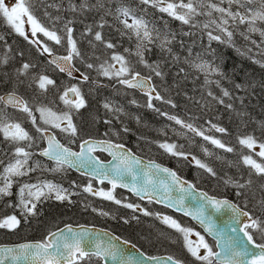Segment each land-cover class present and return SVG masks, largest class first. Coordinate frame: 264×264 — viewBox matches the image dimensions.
I'll list each match as a JSON object with an SVG mask.
<instances>
[{
	"label": "trees",
	"instance_id": "1",
	"mask_svg": "<svg viewBox=\"0 0 264 264\" xmlns=\"http://www.w3.org/2000/svg\"><path fill=\"white\" fill-rule=\"evenodd\" d=\"M39 1L44 4V9L39 8V5L31 2V0H25V6L28 7L31 15L38 20L41 25L49 30L56 31L57 34L62 37L61 44H55L54 41L48 40L41 34V43L46 44L52 51L58 54H67L66 49L68 45L66 33L64 31V27L67 24L68 27L73 29L72 37L76 41V46L80 53L87 54L85 49H88V62L93 64L94 67L89 69L84 65L82 68L80 66L81 59L77 67L79 70L82 69V71H80L89 77L96 73L99 66L109 58V55H107L108 53H116L119 49L117 45L119 39H128V35H122V32H126L127 30L123 28L120 20L117 19L119 16L118 9L123 7L130 8L135 15L142 16L146 21H151L149 23L151 26L149 27L155 28L160 34H165L164 37L155 41L154 44L160 43L161 40L167 37L170 43L165 47H171L172 51L171 54H168L159 46H153V44H151L152 50L146 52V60L148 63L159 64V70L163 73L162 77H157L155 75L152 77L162 97L166 99V101L170 100L172 102L169 105L171 110L173 107L172 104L175 105L173 108L178 117L184 116V118L188 120L185 122L197 126L198 129L202 130V122L207 125L214 124L226 129L222 134L225 136L224 143H226L228 147H232V152L234 153L225 155V152H223L220 161H217L216 156L213 154L208 157L207 162L215 167L213 170L215 172L217 171V174L220 175L221 178H216L206 173L202 175V169L195 167L193 162H191V156H195L202 161V137L196 136L194 133L182 128L175 122L171 123L173 127L171 130V126L163 128V125L157 122L151 123L149 116L145 117L141 112H133L135 109L142 112L150 110L151 108L147 107L148 98L138 92H133L134 97L132 99H126L127 101L125 102L123 101L124 91H128L129 89L120 84L111 94L112 97L106 99V103L111 105L112 110L105 109V103L103 104L100 102L102 96H107L106 91H102L100 96L93 97L91 101L89 100V102H87V106L76 117L75 123L78 128V141L85 137L103 138L111 136L118 138L127 143L142 156L157 159L158 161L164 162L167 166L177 169L180 174H183L186 178L197 182L200 188H202L203 184V188L209 190L204 186L206 185L218 193L233 194V190L229 192L222 188L225 185V180L231 179L241 183L239 178L240 175H243L244 183L250 178V168L243 164L242 157L251 155V152L248 148L241 147L238 141L240 138L251 135L257 140L258 144L264 143V67L261 66L264 64V58L260 57L262 55L251 43L252 40L248 41L236 35L233 31L235 26H230V30L234 32L230 44L212 41L209 46L208 37L206 35L207 30H203L201 26V23L203 25V23L206 22L204 15L195 18L199 26L193 28L190 25L182 24V22L173 19L166 13L160 11L152 12V8L148 5L141 4L140 0H131L134 1L131 3L121 1L118 5H115L114 0ZM213 1L220 2V0ZM101 22L104 24L102 28L99 26ZM260 26L264 30V24H260ZM89 29H91V31H89ZM193 31L197 32L196 35H198V41H196L200 42L202 38L203 48L211 52L215 57L214 59H217V61L221 63L223 75L226 73V75L233 78L234 81L224 82L221 76H217L215 83L208 78V82L206 83V77L202 80V76H204L202 72L195 73L192 70L185 72L184 56L186 55V50L189 44L193 49L195 47V37L191 36L195 33ZM96 32L101 33L103 41L111 42L116 45V47L108 49L105 47L104 43L96 41ZM0 37H2V39H0V96L11 91L18 93L25 99L27 98L28 102L34 99L38 101V104H44V107L54 106L57 103V99H60L61 93L66 86V83H63L65 82L64 75L59 73L57 69L51 65L47 55L41 54L37 45L32 46L29 40H26L25 43L22 36L15 31L14 27L7 22V19L3 17L2 14H0ZM132 43L134 44V41H132ZM123 45L121 46V55H123L122 53L125 52V49H135L130 43L128 46L127 43ZM32 47H35L33 53L37 49V54H33L31 58H26L30 55ZM236 48H240L243 54L235 50ZM249 49H251V51H249ZM5 59L7 61L6 63L3 62ZM134 61L139 67L140 64L137 63V58L134 59ZM208 62L212 63L211 60ZM25 63L29 64L30 67L26 72L21 73L19 70ZM181 69L184 71L181 72ZM141 74L149 75V69L142 67ZM42 76H46L53 81L58 80L59 83L55 86L56 88L51 87L48 92L41 90L39 81ZM202 82L208 85L219 84L220 82V86L215 88V92L212 93L213 96H217V98L221 99L225 98V96H223V89L228 85H242L240 89L244 92L243 102L246 105H238V108L233 106L228 107L227 105V107L220 108L215 105V100L209 99V95H207L202 104V99L199 100L198 95L200 91L197 92L196 90L197 87L202 85ZM61 84L63 85L59 88L61 90H59L57 86ZM258 88L260 89V95L258 94L259 96L257 97V102L259 103L252 101L248 105L246 100L253 97ZM105 90L108 89L106 88ZM121 98L123 100H121ZM133 100L136 101L135 104L132 103ZM116 101L120 102L123 112L116 105ZM152 103L154 106L160 104L158 100L152 101ZM29 104L33 106L30 102ZM218 106H220V104ZM39 108L43 107L41 106ZM0 109H3V105H0ZM159 109L160 113L164 111L162 108ZM4 111L10 121L19 122L22 127L26 128L30 135L33 136L34 130L32 126H30V119L26 114L8 108L4 109ZM185 115L192 120L185 117ZM106 120L111 121V123H105ZM113 127H115V129ZM124 128H127L128 131H123ZM110 129L111 131H109ZM106 132L108 136L104 135ZM114 133H118V135ZM1 134L2 133H0V148H5L14 152L15 145L6 141ZM165 142L176 144L179 150L190 153L189 159L185 160L165 152L159 147V144ZM40 143L42 144L43 142ZM22 146L26 147L27 142H24ZM2 157L0 159H2L4 163L0 164V173L3 172V167L12 159V157H5V159ZM255 157L258 156L254 153L252 158L255 159ZM36 162H39L40 167H36ZM29 165L36 167V170L31 172L34 176L31 178L26 176L14 178L15 182L12 187L14 191H19V188L24 183L31 184L33 182L51 181L58 185H62L65 189L75 194L71 199V203L65 200L62 203H51L42 207L39 210L40 214L35 218H31L29 222L23 223V227L17 233L10 234L1 231L0 243L39 239L57 226L66 223H83L97 225L110 229L119 235L122 234L125 238L136 243L149 254H152V252L158 255L174 254L176 257H179V259H183V261L187 259L182 258V256H187V254L182 246L181 239L170 230L166 229L156 219H145V216L139 215L131 210L128 211L123 205H117L113 201L84 192L83 188L88 184V179L70 171H50V169L54 167L37 157L36 152L29 160ZM236 172H238V174ZM205 176L213 180L206 181ZM252 176L257 183L253 180L254 187H251V199L248 205L257 209L255 206L256 198L259 197L261 199L264 197V191L260 189V185L264 184V177L256 176L254 173ZM216 183H218L219 186L215 185ZM0 186H2V182H0ZM118 197L124 198L119 195ZM15 203L16 201L13 197H0V211L3 208L10 210L11 208L16 209ZM93 209H96V211H93ZM101 212H107L108 215H101ZM4 217L7 216L0 213V219ZM125 220L128 222L125 223ZM39 221L42 225L39 229L45 228L44 233L38 237H33L32 234L36 233L38 229L33 226ZM193 260L185 262L187 264H202V262H197L194 258ZM91 264L102 263L100 260L97 261L96 258H93Z\"/></svg>",
	"mask_w": 264,
	"mask_h": 264
},
{
	"label": "snow or ice",
	"instance_id": "2",
	"mask_svg": "<svg viewBox=\"0 0 264 264\" xmlns=\"http://www.w3.org/2000/svg\"><path fill=\"white\" fill-rule=\"evenodd\" d=\"M225 0H220V3H215L213 0H140L143 5H150L153 8H157L160 12L166 13L168 16L175 20L182 22L184 25H190L195 28L198 27V23L195 21L197 16H207L210 19L204 22L202 25L203 30L206 31L208 37L209 46L212 41H218L220 43L232 42L234 32L230 30V21L233 26L247 25V33L259 32L262 40L260 44H257L255 40L251 43L257 48L264 46V30L257 28V21L264 22V0H259V10H253L247 5H252L256 0H227L228 8L221 7ZM235 4L238 6V10L232 11L231 6ZM102 7V5H101ZM205 9H207L205 11ZM239 9H245L241 12ZM74 10V9H73ZM120 23L123 28L127 30L122 32V35H128L129 40L135 38V56L137 57V63L143 65L149 69V75H141V72L126 59L124 55L113 52L109 60H105L97 69L100 75L108 77L109 79H115L120 85H123L130 89H138L147 96V107L154 108L153 100H161L164 98L157 91L155 85L152 84L153 75L162 77L163 73L159 70V64H149L144 58L145 53L150 51L149 45L154 43L153 33L156 32L155 39H159V32L155 28L149 27V22L142 16L135 15L130 8L123 7L117 10ZM213 13H218V18H212ZM0 14L7 19V22L12 25L15 31L24 36L26 40L29 39L28 35L22 30L21 24L24 21L21 19L23 16H27V22L31 25V35L36 37L37 33H42L48 40L54 41L55 44H61L62 37L54 30H49L36 20L29 12L28 7L25 6V0H16L14 7L5 6L4 0H0ZM123 17V19H120ZM58 19V18H57ZM19 21L20 23H16ZM131 21V22H129ZM70 23V22H69ZM101 28L104 26L103 22L99 25ZM67 40V55L53 58L50 63L55 64L60 72H67L69 76L73 75V71H79L74 69L72 61L74 58L81 57V53L76 46V41L72 37L73 29L66 24L64 27ZM91 31V29H89ZM218 33V34H216ZM244 38L250 39L245 33H241ZM2 39V37H0ZM95 40L104 43L108 49L116 47L111 42L103 41L100 32L95 33ZM29 43H34L38 46V50L41 54L47 53L52 56V49L46 44H42L39 40H29ZM170 41L165 37L160 41L159 47L164 50L165 46ZM170 51V49H168ZM251 51V49H249ZM125 52H131L130 49H125ZM6 63V59L3 61ZM260 63L259 61H256ZM119 65V67H117ZM195 69L207 74L209 72L219 73L218 68H212L209 64L201 62L199 64L192 65ZM264 67V64L261 65ZM30 65L25 63L19 70L21 73L26 72ZM93 64L88 63L87 68L92 69ZM181 72L184 70L181 69ZM223 75V73H220ZM83 80L87 81L88 76L81 74ZM206 78V83H207ZM55 82L46 76L40 77L39 86L41 89H45L46 85H52ZM218 83V82H217ZM236 88H241L242 85H235ZM69 93L73 94L75 99H67ZM209 96H213L212 92L208 93ZM223 96L228 97L230 93L227 90H223ZM213 99H217L213 96ZM61 100L65 105L69 106V112L57 115L50 109L38 108L40 112V119L44 125H50L51 128L59 129L62 132L68 133L70 136H77V128L72 121L71 111H79L80 108L85 106V101L80 93V89L73 86L68 88ZM171 104L170 100L164 101ZM219 103H224L222 99H219ZM133 104L136 101H132ZM0 105H3V109H0V133L3 134L4 139L10 144L15 145L14 152L12 153V159L3 167V172L0 173V197L10 196L11 188L15 182L14 178L23 177L28 173L36 170V167H40L39 162H36V167L29 165V160L32 158L33 153L27 150L32 147L33 137L21 126L19 122H12L8 119L4 109L11 107L16 109L31 119L36 131L40 133L41 139H46L48 147L44 148L39 154L48 160L54 162L55 167L50 171H63L66 169H83L85 172L93 178L99 177L100 183L105 180L111 184V189L108 191L98 190L94 191L91 182H89L83 191L95 196L102 197L103 199L113 201L117 205L123 204L120 199L114 196V190L117 187L127 188L135 195L144 199L145 196L151 202L154 194L159 189H163L165 193H169L173 189L182 193V195L173 202L171 196H168L169 206H173L183 211L185 215L193 216L198 219L200 224L204 226L205 230L220 238L217 239V246H221V240L225 233L217 228L216 223L213 220L212 215L208 212L209 209L214 212H220L222 209H229L231 216L229 217L231 223L226 227L235 234L237 231L242 233L243 240L235 235L228 236L227 239H223L222 252H216L207 242L204 237L199 233L196 235L199 237V244L193 247L188 240V236L191 233V229L182 227L175 219L169 216H161L156 214L158 219H161L164 224L177 230L184 235L186 247L189 253L196 260L201 261L202 264H264V242H257L259 240L264 241V197L256 201V207L260 211V215H253L249 211H245L248 206V191L251 190L253 180L252 174L256 176L264 177V143H257V140L249 135L239 139V144L247 147L249 150H254L259 147V151L255 153L258 157L262 158V162L252 158V155H245L242 157L243 164L249 166V179L244 183L239 181H233L231 179L225 180V185H231L236 189L235 196L237 198L244 199V207L233 203L228 199H217L215 196H209L208 193L197 189L196 185L183 180L177 175L175 171L162 167L155 163V161H149L147 165H143L139 157H137L131 149H127L124 144L116 143L111 139H84L79 145V151H73L71 148L64 146L58 140H56L54 134H48L49 129L47 127H41L37 125V118L33 115V110L29 106V103L18 96L15 92L8 93L0 96ZM175 107L174 104H172ZM231 107V105H228ZM105 109L112 110L111 105L104 104ZM159 112V109H155ZM118 111V110H117ZM167 116L169 120L174 121L177 125L185 128L196 136L202 137L205 141H209L217 148L224 149L226 152H232L233 148L226 146L221 140L205 135V132L198 129L191 123L179 119L174 115H168L167 113H160ZM105 123L110 124L111 121L106 120ZM63 125V126H62ZM217 132L224 133L226 129L212 125ZM111 131V129L109 130ZM123 131L127 132L128 129L124 128ZM118 135V133H114ZM108 136L106 132L104 134ZM24 142H27V148L22 146ZM74 142V141H73ZM159 147L164 149L168 154L181 157L185 160L189 159L190 153H185L178 149L176 144L161 143ZM182 147V146H180ZM106 152L111 156V160L105 163L98 156L94 155L96 152ZM205 153L208 150L204 149ZM191 162L203 169L205 172L215 177L216 172L207 163L202 162L195 156H191ZM3 160H0V164H3ZM166 174L167 179H161L159 174ZM130 178L131 183H125V179ZM186 185V186H185ZM260 189L264 191V184L260 185ZM75 193L65 189L62 185L55 184L51 181H41L35 184L24 183L19 188V203L16 207L20 208L21 215L27 219L29 216H37L40 213L37 209V204L43 203L48 199H55L56 201L63 202L68 200L71 203V195ZM186 197H192L197 200V206L195 211H190L185 206ZM159 202V201H158ZM11 206V205H10ZM124 207L136 211L139 209V205L132 203L123 204ZM96 211V209H93ZM143 211L144 215H151L147 210ZM101 215L107 216V212H101ZM242 218H246V222L242 221ZM125 223L128 221L125 220ZM243 225L237 228L236 225ZM20 225V219L16 215H10L0 219V229L14 230ZM83 229V226H81ZM124 243H128L125 241ZM251 246V247H249ZM134 247V246H133ZM203 248L206 253L201 255L199 249ZM258 249V251H254ZM121 258V264H130V260L124 258L122 250L118 249L115 244L109 242L106 245L96 241L92 238L87 229L76 232L68 225L65 229H59L57 232H50L49 235L43 240L35 243H23L15 247H5L0 249V264H4L5 260L9 258L13 262H21L24 264H91L92 259L95 257L97 261L110 257L116 260L117 257ZM150 259L156 260L157 257H150ZM167 260L171 264H183L179 259L172 256H168Z\"/></svg>",
	"mask_w": 264,
	"mask_h": 264
},
{
	"label": "bare ground",
	"instance_id": "3",
	"mask_svg": "<svg viewBox=\"0 0 264 264\" xmlns=\"http://www.w3.org/2000/svg\"><path fill=\"white\" fill-rule=\"evenodd\" d=\"M115 1V5H118L121 1H123V2H125V3H128V2H134V1H131V0H114ZM31 2H33V3H37L38 5H39V8H41V9H44V4L41 2V1H39V0H31ZM213 2H215V3H220V2H217V1H213ZM225 3V2H224ZM223 3V4H224ZM223 4H220V6L221 5H223ZM148 6H150V5H148ZM151 7V6H150ZM238 6H233L232 5V11H236V10H238V8H237ZM250 7H252V5L250 6ZM152 8V12H158L159 10L157 9V8H153V7H151ZM114 13V12H113ZM121 18V17H120ZM116 19V18H115ZM116 21V20H115ZM149 23L151 22V21H148ZM260 24H264V22H257L256 23V25H257V27H260ZM149 26H151L150 24H149ZM201 26H202V23H201ZM236 27V26H235ZM234 27V28H235ZM239 27V30L242 28L240 25L238 26ZM151 28V27H150ZM262 28V27H261ZM236 30H234L233 29V31H236L237 32V29L238 28H235ZM122 30V29H121ZM263 30V29H262ZM121 32V31H120ZM193 32H195V31H193ZM196 33L197 32H195L194 34H192L191 36H194L195 37V47H194V49L190 46V44H189V47L187 48V50H186V55L184 56V60H185V63H184V69H185V72H187L188 70H192V71H194L195 73H198V72H201V71H199V70H197V69H191L188 65H187V62H191V63H193V64H196V60H195V58H196V56L197 55H200V56H202V62H205V63H207V64H209L212 68H217V64H218V61H217V59H214L215 57H214V55L211 53V52H208V51H206L204 48H203V46L204 45H202V38L200 39V42H197L198 40V38H197V36L198 35H196ZM189 34V33H188ZM165 36V34L164 33H159V39H155V37H156V32H154L153 33V37H154V42L155 41H158V40H160V38H162V37H164ZM239 36H241V37H243V39H244V36L243 35H241V34H239ZM22 39L24 40V42L26 43V39L24 38V36H22ZM197 40V41H196ZM248 41H250V40H255L256 42H257V44H260V42H261V40H262V38L258 35V33H254L253 34V37H252V39H247ZM132 41H134V44H135V38L133 37V39H132ZM132 41L131 40H129V38L126 40V39H119V43H117V45L119 46V49L116 51V53H118V54H120L121 53V51H122V49H121V46L124 44V43H127V46L129 45V43L132 45V47L133 48H135V45L132 43ZM247 41V42H248ZM159 44L160 43H153V46H155V45H157V46H159ZM32 46H35L36 44H34V43H32L31 44ZM124 46V45H123ZM255 46V45H254ZM125 47V46H124ZM263 47V46H262ZM262 47L261 48H257L256 46H255V48L258 50V52H260L261 53V55L262 56H260V57H263L264 58V53L262 52ZM149 48H150V50H152V45H149ZM179 48H181V47H179ZM125 49V48H124ZM168 49H170V51H168ZM35 50V47L33 48L32 47V50L30 51V55L29 56H27L26 58H31V57H33V54L34 55H36L37 54V49H36V51L33 53V51ZM235 50H237V51H239V52H241L242 54H243V52L240 50V48H236ZM164 51L165 52H167L168 54H171L172 53V51H171V47H165L164 48ZM85 52L88 54V49H85ZM148 52V51H147ZM135 49H133V50H131V52H124V53H122L125 57H126V59L130 62V63H132V65L136 68V70H138V71H140L141 72V68L142 67H144L143 65H140L139 67L137 66V64L135 63V61H134V59H136L137 57L135 56ZM214 53V52H213ZM87 54H84V53H81V57H79V58H74L73 59V61H72V64L74 65V67L76 68V69H78L79 70V68L77 67V66H79V64H78V62L80 61V59H81V63H80V66L83 68V66L85 65L86 67H87V64L89 63L88 62V56H87ZM111 54L112 53H108L107 55H109V58L107 59V60H109L110 61V57H111ZM65 55H67V54H65ZM65 55H63V56H65ZM144 58L146 59V53H145V56H144ZM212 61V63H210V62H208V61H210V60ZM206 60V61H205ZM111 62V61H110ZM81 71H82V69H80ZM79 70V71H80ZM59 73H61L62 75H64V77H65V82H63V83H66V86L64 87V89H63V91H65L66 89H68V88H70V87H73V86H75V87H77V88H79L80 89V93H81V95L82 96H84V101L85 102H89V100L91 101L92 100V98L93 97H98V96H100L101 94H102V91H106L107 93V96H102L101 97V99H100V102L101 103H106L107 101H106V99H110L111 97H112V93L116 90V88L119 86V84L116 82V80H112V79H109V78H107V77H104L103 75H100L99 74V72L97 71L96 73H94V74H92V75H90V79L88 78V80L87 81H85V80H83V78L80 80V82H78L77 80H76V78H73V77H68V76H66L64 73H62V72H59ZM203 74H204V76H202V80L206 77V74L204 73V72H202ZM214 73L215 72H209L208 74H207V77H210V76H212L211 78L212 79H216V76L214 75ZM141 75H144V76H146L145 74H141ZM230 77V76H229ZM55 83H54V85L52 84V85H46L45 86V89H41V90H43V91H46V92H48L49 91V89L51 88V87H55L56 85H57V83H59L58 82V80L57 81H54ZM152 82H154L153 81V79H152ZM63 84H61L60 86H57L58 87V89L62 86ZM155 87L157 88V91L160 93V91H159V89H158V87H157V85H156V83H155ZM56 88V87H55ZM108 89V90H105V89ZM207 89H212L213 90V92H215L214 91V89L215 88H207ZM59 90H61V89H59ZM130 90V91H129ZM128 91L127 90H125L124 91V100L121 98V100H123V101H127L126 99H132L133 97H134V93L133 92H137V91H135V90H132V89H129ZM196 90H197V92L198 91H200V93L198 92V95H199V100L200 99H202V96H203V91H202V88H199V87H197L196 88ZM259 88H258V90H256L255 91V96L256 97H258V94H259ZM62 91V92H63ZM228 92L230 93V96H228V97H225L224 99H222L223 101H224V103H218L216 106L217 107H220V108H222V107H227V105H231V106H233V107H236V108H238V105H246L244 102H243V94H244V92L239 88H236L235 87V84L233 85V87L231 88V90L229 91L228 90ZM8 93H11V91H9V92H6V93H4V94H2L1 96H3V95H6V94H8ZM16 93V92H15ZM17 95H18V93H16ZM160 95H161V93H160ZM162 96V95H161ZM216 97V96H215ZM209 99H213V96H211ZM26 101L28 102V99L26 98ZM164 101H166V99H164L163 101H159L160 102V104H158V106H154V108H151L150 110H148V111H144V112H142V111H140L141 113H143L144 114V116L146 117V116H149L150 117V120H152L153 121V123L154 122H157L158 124H161V125H163V128H168L169 126H171V123H172V120H169L168 118H167V116H164V115H161L160 114V112H157L155 109H159V108H162V109H164V111L162 112V113H167L168 115H174V116H176V117H178V115L176 114V112H174V108L172 107V110L170 109V107H169V105L170 104H168V103H165ZM253 100H252V97L250 98V99H248V100H246V102H247V104L249 105L251 102H252ZM255 102H257L256 100H254ZM30 103H31V105H33V106H30V104H29V106L32 108V110H33V115H35L36 116V118H37V125H42V126H46V125H44L42 122H40V119H38L40 116H39V111H37V109L39 108V107H43V108H47V107H44L45 105L44 104H38V101L37 100H32L31 99V101H29ZM28 102V103H29ZM119 105H120V102L119 101H116ZM257 103H259V102H257ZM36 104H38V105H36ZM220 104V106H218ZM36 106H38V108H36ZM55 106V109H61V108H63V106H62V102H61V99H57V103L54 105ZM62 106V107H61ZM9 109V108H8ZM120 110L123 112V109H121V106H120ZM160 110V109H159ZM153 116H155L156 118H153ZM185 117H188V116H186L185 115ZM179 119H181V120H183V121H188V120H186L185 118H184V116H182V117H178ZM30 119V118H29ZM190 119V118H189ZM190 120H192V119H190ZM194 121V120H193ZM30 126H32V128H33V130H34V133H33V142H32V147L31 148H27V146H26V148H27V150L28 151H30L31 153H35L36 151H38L39 150V145L41 144L40 142H43L44 141V139H41L40 138V133H36L35 132V127L33 126V124H32V122H31V119H30ZM114 129H115V127H113ZM171 130H172V126H171ZM2 136H3V134H1ZM4 137V136H3ZM7 141V140H6ZM68 142L69 143H73L71 140H69V139H67L66 140V143L68 144ZM70 145V144H69ZM259 149V148H258ZM12 153H13V151H10V150H7V149H5V148H0V158L2 157V156H4V157H2L3 159H5V157H9V158H11L12 157ZM0 160H2V159H0ZM34 176V174H32L31 172L30 173H28V175H26V177H28V178H31V177H33ZM216 178H221V176L220 175H218L217 174V171H216V176H215ZM240 180H241V183H243V180H244V176L243 175H240V178H239ZM251 179L252 180H254L256 183H257V181L254 179V177L253 176H251ZM248 180V179H247ZM254 181H253V183H254ZM33 184H35V182L33 183ZM13 185H14V183H13ZM251 187H254V185L252 184V186ZM235 191H236V189L235 188H233V194H234V196H235ZM251 191L252 190H250V191H248V202H250V196H251ZM11 195H14V196H16V192H14V190L11 188ZM232 194V195H233ZM236 197V196H235ZM259 198V197H258ZM238 200L240 201V202H243L244 200H243V198H238ZM252 203V202H251ZM253 204V203H252ZM251 204V205H252ZM86 206V205H85ZM253 208V207H252ZM5 208H3L1 211H0V213H2L4 216H10V215H13L14 213H15V215L18 217V218H22V222L23 223H25V222H29L30 221V219L29 218H27V219H25V218H23V216L21 215V212H16V209H12L11 208V210L10 209H5ZM83 224V223H82ZM79 225H81V224H79ZM61 226V225H60ZM60 226H57V227H55V228H53V230L54 229H57V228H59ZM26 227H27V225H26ZM33 227H37L38 229H37V231H36V233H34V234H32V236L33 237H38V236H40V235H42L43 233H44V230H45V228H43V229H39V228H41L42 227V225H41V222L39 221V222H37ZM30 234H31V232H30ZM120 236H122V237H124V235H122V234H120ZM148 255H152V256H154V255H156V253L155 252H152V254H149V253H147Z\"/></svg>",
	"mask_w": 264,
	"mask_h": 264
},
{
	"label": "water",
	"instance_id": "4",
	"mask_svg": "<svg viewBox=\"0 0 264 264\" xmlns=\"http://www.w3.org/2000/svg\"><path fill=\"white\" fill-rule=\"evenodd\" d=\"M55 57H61V56H58V55L51 56L50 57V61L53 58H55ZM53 65L55 66V64H53ZM73 67H74V65H73ZM74 69H76V68L74 67ZM62 73H64L68 77H73V78L80 79V80L82 79L81 73L79 71H73V75L72 76H69L67 74V72H62ZM140 92H142V91H140ZM48 134H53V133L48 132L45 135H48ZM56 140H57V138H56ZM47 147H48V142L46 140V148ZM104 153H106V152H104ZM94 155H95V153H94ZM110 158H111V156H110ZM139 158L141 159L143 165H147L148 164V161L142 159L141 157H139ZM46 159H48V158H46ZM105 163H107V162H105ZM162 167H164V166H162ZM72 170L75 171V172H77L78 174H80L82 176H86V177L92 178V179L96 180L98 183H100V178L99 177L93 178L92 176L88 175L85 172V170H83V169H72ZM159 176H160L161 179H167L166 174H164V173H160ZM124 182L125 183H131V180H130V178H126ZM103 183L109 184L107 180H105ZM109 185L111 187V184H109ZM117 188L123 189V190H127L131 194H133L134 196L140 198L139 196L135 195L132 191H130L127 188H122V187H117ZM181 195H182V193H180L179 191H177L175 189H173L169 193H165L163 189H159L158 191L155 192V194H154V196H153V198H152L151 201H154L155 203L160 204V205H163L165 207L172 208L175 211H178V212H181V213L184 214V212L181 211V210H179L178 208L173 207V206H169V200H168V196H171V198H172V200L174 202L176 200V198L180 197ZM142 200L149 201V199L146 196ZM185 206L188 207V209L190 211H193L194 212L195 211V208L197 206V200L194 199V198H192V197H186V199H185ZM208 212L212 215L213 220L216 223L217 228L220 229L223 233H225L223 239H227V237L228 236H231V235H235V236L239 237L241 240L244 239L242 233H239V231H237V233L233 234L226 227L227 224H230L231 223V221L229 219V217L231 216V211L229 209H222L218 213L217 212H214L211 209H209ZM186 216L192 218L201 228H203V230L206 232V234H208L215 241H217V239L220 238L218 236H213V235L209 234L205 230L204 226H202L200 224V222H199L198 219H195L193 216H190V215H186ZM245 219L246 218H242V221L246 222ZM70 226L76 232L82 231L83 229H87V231L91 234L92 238L95 239L98 242H101L102 246L108 244L109 242H111L112 244H115L118 249H120V250L123 251L124 258L127 259V260H130V264H171V262L167 260V257H157L158 259H156V260L150 259V257H148L147 255H145L144 253H142L135 246L133 247V245H131L129 243H124L123 240H121L120 238H118L117 236H115L114 234L110 233L107 230H104V229H101V228H98V227H87V226H83V229H82L81 226H79V227H74L72 225H70ZM242 226H243L242 224L241 225H236L237 228L242 227ZM63 229H65V227ZM223 239L221 240V246H219V247L217 246V249H218L217 252H222V249H223ZM15 246H17V245H2V246H0V249H3L5 247H15ZM249 247H251V246H249ZM254 251H258V249H254ZM103 260H104V263L105 264H121V258L119 256L117 257L116 260H113L110 257H105ZM4 264H24V262L23 261H21V262H13L9 258L8 260H5L4 261Z\"/></svg>",
	"mask_w": 264,
	"mask_h": 264
},
{
	"label": "rangeland",
	"instance_id": "5",
	"mask_svg": "<svg viewBox=\"0 0 264 264\" xmlns=\"http://www.w3.org/2000/svg\"><path fill=\"white\" fill-rule=\"evenodd\" d=\"M227 1V0H226ZM15 2H16V0H4V3H5V6H7V7H14L15 6ZM233 6H237V5H235V4H233ZM246 7H249V5H247ZM259 7H260V5H259V0H256V2L255 3H253L252 4V9L253 10H259ZM238 8V7H237ZM245 10V9H244ZM241 12H244V11H241ZM214 17L215 18H218L219 17V14L218 13H216V15H214ZM23 21H24V23L23 24H21V28H22V30L26 33V35H28V37H29V39H31V40H35V37H32V35H31V25H30V23H28L27 22V16H23L22 18H21ZM16 22H18V23H20L19 21H16ZM257 22H259V21H257ZM256 27H257V25H256ZM235 28H238L237 29V32L236 31H234L235 32V34L236 35H239V34H241V33H245L246 35H248L249 37H250V39H252V37H253V34L254 33H247L246 32V29H247V25L245 26V27H242L240 30H239V27H235ZM234 28V30H236ZM257 28H260V29H262L261 28V26L260 27H257ZM256 33H258V35H259V32H256ZM260 36V35H259ZM261 37V36H260ZM262 52L264 53V46L262 47ZM195 60H196V64H199V63H201L202 62V56H200V55H197L196 56V58H195ZM187 65L191 68V69H195L192 65H193V63H191V62H187ZM117 67H119V65H117ZM217 68L219 69V73H214V75L217 77V76H221L222 78H223V80H224V82H230V81H234L233 80V78H230L229 76H227L226 75V73H224V75L222 76V75H220V73H223V71H222V67H221V63H219L218 62V64H217ZM212 76H210V77H206V78H208V79H210V81H212L213 83H215L216 82V79H212L211 78ZM108 78V77H107ZM112 80H115V79H112ZM219 84H220V82H219ZM219 84H211V85H208V84H205V83H203L202 82V85H203V89H202V91H203V96H202V104H203V101H204V99L207 97V95H208V93L209 92H213V90L212 89H207V88H217V87H219L220 85ZM202 85H200L199 86V88H202ZM233 87V84H230V85H228L226 88H224L223 90H231V88ZM264 92V91H263ZM260 95V94H259ZM258 95V96H259ZM211 97V96H210ZM216 98H217V96H216ZM219 99H221V98H217V99H212V100H215V104L217 105L219 102ZM252 100L254 101V100H256L257 101V97L254 95L253 97H252ZM64 103V102H63ZM261 103V102H260ZM169 104V103H168ZM118 107H119V109H120V105L117 103L116 104ZM36 108H38V106H36ZM54 108V106L52 107V109ZM133 112H140L139 110H134ZM143 115V114H142ZM39 116H40V113H39ZM153 118H156L155 116H153ZM188 119H189V117H187ZM151 121V123H153V121L152 120H150ZM172 122H174V121H172ZM173 128V127H172ZM225 136H222V139H221V142L223 143L225 140ZM241 147H244V148H247V147H245V146H242V145H240ZM218 149V151H217V154L216 155H223L222 153H220V152H226L224 149H220V148H217ZM259 151V149L256 147L254 150H250V152H251V155L252 156H254V153H256V152H258ZM254 152V153H253ZM236 153V152H235ZM221 156H217L216 157V159H217V161H220L221 160ZM215 159V160H216ZM257 159V157H255V160ZM214 163H215V161H214ZM212 167H214V166H212ZM215 168V167H214ZM237 174H238V172H236ZM205 178H206V181H208V180H213V179H211V178H209V177H207V176H205ZM202 181H203V179H202ZM215 185H218L219 186V184L218 183H216ZM220 185L222 186V183L220 182ZM229 186V187H228ZM228 186H223L222 188L224 189V190H228L229 192H232V190H233V187H231V185H228ZM218 188V187H217ZM212 189V188H211ZM231 189V190H230ZM212 190H214V189H212ZM257 197V196H256ZM260 198H256V201L257 200H259ZM190 236H188V238H189ZM189 241L191 242V239H189ZM192 244V243H191ZM147 245V244H146ZM148 246V245H147ZM192 246L193 247H196V246H194L193 244H192Z\"/></svg>",
	"mask_w": 264,
	"mask_h": 264
},
{
	"label": "flooded vegetation",
	"instance_id": "6",
	"mask_svg": "<svg viewBox=\"0 0 264 264\" xmlns=\"http://www.w3.org/2000/svg\"><path fill=\"white\" fill-rule=\"evenodd\" d=\"M68 144H70V145H72L73 143H69L68 142ZM55 203H57V202H55ZM42 205V203H39V204H37V209L39 210L40 209V206ZM250 212V211H249ZM250 213H252L253 215H260V211L258 210V209H254V208H252L251 209V212ZM200 234V236H202V233H199ZM205 238V237H204ZM206 239V238H205ZM207 240V239H206ZM197 241H198V244H199V238H197ZM208 242H209V244H211V246H212V248H213V250L215 249V245H214V243L212 242V241H209V240H207ZM201 250H202V248H200ZM204 250V253H206V250L205 249H203Z\"/></svg>",
	"mask_w": 264,
	"mask_h": 264
}]
</instances>
